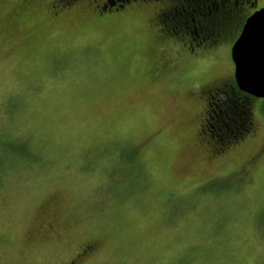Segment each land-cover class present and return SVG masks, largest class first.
Here are the masks:
<instances>
[{
  "label": "rangeland",
  "instance_id": "1",
  "mask_svg": "<svg viewBox=\"0 0 264 264\" xmlns=\"http://www.w3.org/2000/svg\"><path fill=\"white\" fill-rule=\"evenodd\" d=\"M105 3L0 0V264H264V98L205 128L235 34L192 55L169 1Z\"/></svg>",
  "mask_w": 264,
  "mask_h": 264
},
{
  "label": "trees",
  "instance_id": "2",
  "mask_svg": "<svg viewBox=\"0 0 264 264\" xmlns=\"http://www.w3.org/2000/svg\"><path fill=\"white\" fill-rule=\"evenodd\" d=\"M73 0H61L62 3H69ZM133 0H106L104 9H109L113 3L117 6H124ZM169 5L163 10L160 20L163 25L170 29L171 35L181 37L183 27L186 33L200 28H207L204 31V38H211L217 41L218 34L228 29L229 21L218 18V10L215 6H204L203 2H198L195 12H190L189 7L184 5L181 7V0H167ZM194 7V6H193ZM202 24V25H199ZM164 28L166 31L167 29ZM168 32V31H167ZM206 42V41H205ZM211 100L208 99V117L205 124L208 139L216 143L219 149L225 148L249 134L254 129V121L251 114V101L253 96L238 89L235 81H226L215 88L212 93ZM216 146V147H217Z\"/></svg>",
  "mask_w": 264,
  "mask_h": 264
},
{
  "label": "water",
  "instance_id": "3",
  "mask_svg": "<svg viewBox=\"0 0 264 264\" xmlns=\"http://www.w3.org/2000/svg\"><path fill=\"white\" fill-rule=\"evenodd\" d=\"M239 90L264 98V8L252 13L230 50Z\"/></svg>",
  "mask_w": 264,
  "mask_h": 264
},
{
  "label": "flooded vegetation",
  "instance_id": "4",
  "mask_svg": "<svg viewBox=\"0 0 264 264\" xmlns=\"http://www.w3.org/2000/svg\"><path fill=\"white\" fill-rule=\"evenodd\" d=\"M146 1V0H145ZM198 2H203L204 6H215L218 10V18L221 20L229 21L228 31L235 34V40L241 32V29L245 23V20L255 11L264 8V0H181V7L184 5L189 7L190 12H195L196 6ZM194 6V7H193ZM163 12V11H162ZM161 13H158V18H161ZM160 19H158L159 21ZM202 25V24H199ZM202 32L200 33L198 29L192 30V32L186 33L183 27H179L181 30V34H179V39H182L187 35L188 41L183 40L185 42V48L188 50V53L194 54V44L199 46L201 44L206 43V38H204V31L207 28H200ZM225 28L222 29V31ZM168 31V35L172 36ZM220 31L218 34L223 33ZM189 35V36H188ZM178 38V37H176ZM234 40V41H235ZM233 44V43H232ZM231 50V49H230ZM255 127V126H254ZM257 155V154H256ZM90 245H80L75 252V256L66 261L63 264H84V261L80 260L85 257L86 252L89 251Z\"/></svg>",
  "mask_w": 264,
  "mask_h": 264
}]
</instances>
